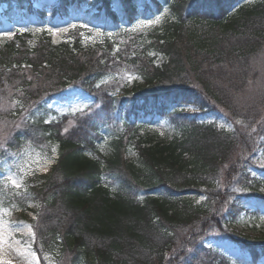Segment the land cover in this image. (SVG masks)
I'll list each match as a JSON object with an SVG mask.
<instances>
[{
    "label": "trees",
    "instance_id": "obj_1",
    "mask_svg": "<svg viewBox=\"0 0 264 264\" xmlns=\"http://www.w3.org/2000/svg\"><path fill=\"white\" fill-rule=\"evenodd\" d=\"M56 1L49 15L86 6L115 28L131 23L138 5L167 8L152 35L153 55L166 60L155 66L149 52H129V40L115 50L108 38L84 46L79 38L33 40L26 31L0 45V162L27 143L43 147L48 158L52 146L57 151L50 171L33 176L37 183L6 192V205L34 212L39 257L56 250L58 264H213L218 256L203 241L225 231L256 264L264 237L225 224L241 208L229 202L231 187L264 148V78L245 97L258 79L250 66L264 47V0L232 11L239 0ZM2 3L31 9V0ZM123 64L142 83L113 93L100 81ZM70 87L100 108L46 122L53 113L48 102ZM185 103L218 111L232 128L197 121L178 108ZM150 119L169 120L173 136L154 141L140 133ZM129 151L134 158H126Z\"/></svg>",
    "mask_w": 264,
    "mask_h": 264
},
{
    "label": "rangeland",
    "instance_id": "obj_2",
    "mask_svg": "<svg viewBox=\"0 0 264 264\" xmlns=\"http://www.w3.org/2000/svg\"><path fill=\"white\" fill-rule=\"evenodd\" d=\"M258 1L239 0L229 11L235 10L239 5L251 6ZM57 5L56 0H31V9L29 10L31 12H29L24 6L15 3L1 4L0 45L10 40L15 33L26 31L31 34L33 40L42 35L50 37L54 42L72 41L74 38H79L84 46L100 42L108 37L113 41L115 50L119 44H124L126 40H129V52H132V50L135 52H149L150 56H155L152 62L155 66H160L165 62L166 57L160 53L153 55L152 35L154 28L161 30V21L167 13V8L163 7V10L158 13L151 8L144 11L143 4L138 5V14L131 23L120 22L116 28L110 26L111 22L108 18H96L94 16L95 11L86 6H82L78 10L69 8L66 13L57 12L54 15H46L44 18L39 17L36 13V11H44V13L50 14ZM105 20L108 22L103 24ZM119 67L116 72L110 73L100 81L103 84H111L113 93H121L124 86L129 89L135 84L142 83L141 78L130 71L126 64ZM250 67L258 73V79L256 85H249L245 97L251 95L254 88L264 78V47L255 55ZM92 102L93 100H91L88 93L79 88L70 87L48 102L46 106L54 114L48 115L45 121L61 120L64 114L75 115L89 111ZM99 108L92 106L89 114L94 113ZM178 108H181V112H187L191 117L196 116V120L199 122L213 123L218 128H232L231 122L218 111L203 113L197 107L187 103L180 105ZM22 113L24 114L17 117L18 122L20 119L25 118L24 115H27L25 111ZM146 122H148L146 128L140 129V133L149 134L154 141L169 140L175 132V128L169 120L150 119ZM70 126L71 124L65 125V128ZM108 139L106 138V141ZM106 141L99 144V148L103 152L107 148ZM43 150L44 148L37 144L27 143L10 160L0 162V264H37L36 257L31 254L32 251H35L33 229L30 233L28 228L35 219V214L31 211L24 212L13 205H6V202L9 201L6 192L7 189L22 190L21 192H24L27 186L38 182L36 178H33L35 174H47L50 171L57 158L56 146H52L53 153L49 158L45 156ZM135 155L136 151H129L126 158L132 159ZM9 176L17 181L20 185L19 188L7 179ZM230 191L232 194L230 193L229 202H235L241 208L234 219L229 218L228 220L226 218L225 226L228 230L250 238L264 237V148L257 149L253 155L252 163L248 164L242 173L237 176ZM28 206L32 210L36 209L35 204L30 201ZM203 242L206 247L212 248V254L218 256V259H214L213 264H221L223 262L221 256L226 259L224 264H251L249 254L232 241L225 231H211ZM55 253L56 250L52 253H44L42 259L37 254L39 264H41V261L42 264H58ZM9 255L15 256V258H11ZM194 264L198 263L194 262ZM256 264H264V255L260 257Z\"/></svg>",
    "mask_w": 264,
    "mask_h": 264
},
{
    "label": "snow or ice",
    "instance_id": "obj_3",
    "mask_svg": "<svg viewBox=\"0 0 264 264\" xmlns=\"http://www.w3.org/2000/svg\"><path fill=\"white\" fill-rule=\"evenodd\" d=\"M114 2L117 3V4H119V0H114ZM73 27H75V25H73ZM65 131H67V129H65ZM7 179L11 180L12 184H13L15 187H17V188L20 187V185L17 183V181H16L15 179H13L11 176H9ZM28 228H29V232L32 233V228H31V226H28ZM32 235H33V238H35V234L33 233ZM31 254H32L33 257H36V259H37V264H39V257L37 256V253H36L35 251H32ZM45 259H47V257H45Z\"/></svg>",
    "mask_w": 264,
    "mask_h": 264
},
{
    "label": "bare ground",
    "instance_id": "obj_4",
    "mask_svg": "<svg viewBox=\"0 0 264 264\" xmlns=\"http://www.w3.org/2000/svg\"><path fill=\"white\" fill-rule=\"evenodd\" d=\"M10 256V255H9ZM11 258H15V256H10ZM15 262H17V261H15ZM18 263V262H17ZM19 264V263H18Z\"/></svg>",
    "mask_w": 264,
    "mask_h": 264
}]
</instances>
